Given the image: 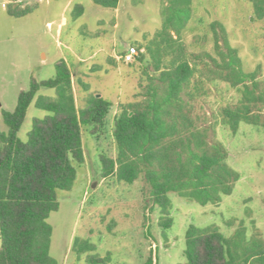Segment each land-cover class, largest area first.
Here are the masks:
<instances>
[{"label": "rangeland", "instance_id": "1", "mask_svg": "<svg viewBox=\"0 0 264 264\" xmlns=\"http://www.w3.org/2000/svg\"><path fill=\"white\" fill-rule=\"evenodd\" d=\"M165 3L119 0L116 8H105L92 0H0V132H7L2 113L13 111L20 90L29 88L31 78H52L59 59L66 61L72 73L78 108L93 93L111 104L97 135L82 126L84 163L75 165L72 188L57 191L58 209L47 218L52 227L49 252L58 264H88V254L108 256L105 264H142L150 255L153 264L184 263L185 231L190 224L216 225L226 236L244 228L247 237L264 238V127L241 122L232 133L222 123L221 109L235 107L240 93L221 79H207L208 57L197 65L204 77L193 76L182 97L196 123L215 124L209 140L225 146L228 163L240 173L232 193L218 204L206 205L170 193L173 223L164 232L159 226L160 211L142 176L125 183L100 174L99 154L116 156L114 118L145 98L150 76L160 72L155 70L156 59L160 68L178 58H186L193 66L196 55H215L211 22L224 25L245 71L262 64L259 78L264 80V15L257 17L252 0H194L191 18L175 40L168 35L156 39ZM78 4L83 12L74 17ZM25 8L30 12L23 16L9 13ZM129 46H135L138 55L125 61L120 56ZM141 51L143 57L138 59ZM39 95L54 97L55 90H38L17 133L22 141L27 140L33 120L47 114L35 106ZM76 237L88 239L95 250L78 256L72 250Z\"/></svg>", "mask_w": 264, "mask_h": 264}, {"label": "trees", "instance_id": "2", "mask_svg": "<svg viewBox=\"0 0 264 264\" xmlns=\"http://www.w3.org/2000/svg\"><path fill=\"white\" fill-rule=\"evenodd\" d=\"M92 1L105 8H116L119 2ZM193 1L165 0L156 39L168 35L175 40L181 35L191 18ZM252 5L257 17L262 18L264 0H252ZM28 12L30 8L9 10L16 17ZM82 12L78 4L73 16ZM210 30L214 56L204 52L195 56L193 66L186 58H178L161 68L156 59L155 70L160 72L150 76L145 98L129 104L114 118L116 156L99 154L102 177L115 176L118 181L133 183L142 176L160 211L159 226L164 232L173 223L170 193L201 205L218 204L232 193L240 178L228 163L225 146L209 140L215 124L199 125L186 109L183 91L193 76L204 77L197 66L200 60L209 58L205 69L209 81L221 79L240 93L235 107L221 109L222 123L232 133L241 122L264 127V120L260 121L264 108V80L259 78L262 64L245 71L224 25L213 21ZM142 57L141 51L138 59ZM55 69L52 78H31L29 88L18 93L13 111L2 113L7 132H0V264H58L49 252L52 227L47 218L58 209L57 191L72 188L75 165L84 163L82 126H89L97 135L111 105L93 93L86 96L84 107L78 108L66 61L59 59ZM83 86L88 89L87 84ZM41 87L53 88L55 95L36 98L35 106L47 114L33 120L27 140L22 141L17 133ZM72 250L80 256L94 251L95 245L76 237ZM184 256L185 262L178 264H264V238H249L244 228L226 236L216 225L190 224L185 231ZM85 260L88 264H105L109 257L88 254ZM142 264H153V257L150 255Z\"/></svg>", "mask_w": 264, "mask_h": 264}, {"label": "built area", "instance_id": "3", "mask_svg": "<svg viewBox=\"0 0 264 264\" xmlns=\"http://www.w3.org/2000/svg\"><path fill=\"white\" fill-rule=\"evenodd\" d=\"M5 7V4H2ZM138 55L137 48L135 46H129L126 51L121 54V58L125 61H131L134 57Z\"/></svg>", "mask_w": 264, "mask_h": 264}, {"label": "water", "instance_id": "4", "mask_svg": "<svg viewBox=\"0 0 264 264\" xmlns=\"http://www.w3.org/2000/svg\"><path fill=\"white\" fill-rule=\"evenodd\" d=\"M97 97H100V95H99V94H97Z\"/></svg>", "mask_w": 264, "mask_h": 264}]
</instances>
